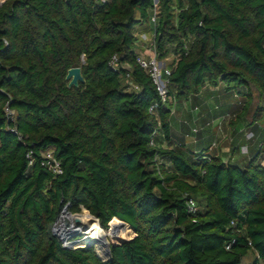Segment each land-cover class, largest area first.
Returning <instances> with one entry per match:
<instances>
[{
	"label": "trees",
	"instance_id": "16d2710c",
	"mask_svg": "<svg viewBox=\"0 0 264 264\" xmlns=\"http://www.w3.org/2000/svg\"><path fill=\"white\" fill-rule=\"evenodd\" d=\"M143 25L157 59L175 55L170 96L224 82L247 98L236 120L255 91L252 122L264 118V0H5L0 264H243L250 252L264 264L263 145L240 165L157 142L159 132L171 142L172 104L137 60ZM75 66L79 86L66 78ZM49 149L60 175L42 165ZM66 204L84 205L108 233L128 223L109 237L111 259L54 234Z\"/></svg>",
	"mask_w": 264,
	"mask_h": 264
},
{
	"label": "rangeland",
	"instance_id": "374dc122",
	"mask_svg": "<svg viewBox=\"0 0 264 264\" xmlns=\"http://www.w3.org/2000/svg\"><path fill=\"white\" fill-rule=\"evenodd\" d=\"M150 24L151 23H148V25H150ZM135 35L137 36V43L135 45V47H136L135 51L137 52L139 57L144 58L146 60L156 59L158 61V63H160V65L163 68L168 66L169 64H171L174 61L175 55H170L166 59H163V60H159L156 58L157 53H156V49H155L156 48L155 31H150V30H148L146 25H143V26L137 27V31H136ZM131 83H132V81L129 80V84H131ZM196 96H198V95H193V96H190L188 98H184V97L177 98L176 95H173L171 100H167L169 103L172 104V109H171L172 114L170 116V122H171L172 129L175 130L174 131V141L175 142L173 141V143L176 145L183 143L184 147L181 146V148H183V150L188 154H190L191 151L197 153V152L202 151L203 149H206V151H208L210 149L208 147L211 146V149H212V147L215 148L218 145V144L217 145L214 144V143H216L217 139H215V135L212 132L205 133V130H210V128H211V127L207 126V123L210 121V118H208L207 120H205L204 122H201V123L197 121V119H198L197 116L201 115L202 111H204L206 109L208 110L209 105L208 106L205 105V103L203 101L204 95H201L199 97H196ZM211 97L212 96L210 95L209 98H211ZM236 98H237L236 99L237 101H236L235 105L236 104L237 105L243 104V101L246 100L240 94H238V96ZM239 100L241 101V103L238 104ZM260 103H261V101L258 98V93H257V91H255L254 92V100L250 106L248 113H247L248 119H251V120L253 119V117L255 115L254 113H255L256 109L258 108V106L260 105ZM225 106H226V103H225ZM219 112L221 113L222 110H220ZM239 113H240V111H239ZM233 115H234V113H233ZM235 118L236 117L232 116L231 121H232V119H235ZM214 119L217 120V119H220V117H218V118L216 117ZM214 119H212L209 123L212 124ZM225 123H226L225 125H228V121H226ZM220 124L221 123L218 122L215 126L219 129ZM260 124H261V126L264 124V118H262ZM202 129H205V130L202 131ZM157 136L161 137L162 133L159 132ZM158 137H157V142H162L160 140V138H158ZM163 138H164V135H163ZM164 140H165V138H164ZM165 142H167V141L165 140ZM261 143H262V145H264V142L260 141L258 143L259 146L261 145ZM221 148L222 147L219 146V148L217 150H215L214 153H216L222 157L223 154H222ZM209 153H213V152H211L209 150ZM224 159H225V161L228 160L226 158H224ZM84 208H85L84 205L81 204L78 208H75L73 210H71V205H69L67 207L66 212H63V209H62L60 212V216L58 218V221L53 225L52 230L57 235V231H55V226L61 224V220H63L69 224V227H71V226L75 227L74 228L75 231L70 230L69 234H67V236L70 237L66 241L67 243H71V245L74 248L85 247L86 245L87 246L94 245L96 252L99 253L100 255H102V251L98 249L96 242L91 241L88 243V241L85 240V238L88 236V234L85 233V227H83L84 223H82L81 221H79V222L76 221V216H78V217L80 216V218H83L84 215L87 213L86 210H84ZM85 209H87V208H85ZM68 215L71 217H74V218L72 219ZM99 224H100V222H99ZM86 226H89V225H86ZM100 226H101V224H100ZM90 229L92 230V226ZM103 230H104L105 234L106 233L108 234V231H105L107 229L103 228ZM133 235H134V233L130 234V236H128V239L131 238ZM65 236H66V234H65ZM64 239H67V238L64 237L63 240ZM109 240H110L111 244H117L118 243V242H114L113 240L111 241L110 238H109ZM81 243L84 244V246L78 245ZM102 257H103V259H105L106 256L103 255ZM253 257H255V254L253 252H250L245 259V264H249V261Z\"/></svg>",
	"mask_w": 264,
	"mask_h": 264
},
{
	"label": "crops",
	"instance_id": "0c3cea01",
	"mask_svg": "<svg viewBox=\"0 0 264 264\" xmlns=\"http://www.w3.org/2000/svg\"><path fill=\"white\" fill-rule=\"evenodd\" d=\"M227 87L228 86H226L224 82L220 83L218 86L207 85L202 88L198 94H194L198 95L196 97L204 95L203 101L205 105H209L208 110L206 109L202 111L201 115L197 116V121L201 123L208 118H210L211 121L216 117H220V119H214L212 124L209 123L210 121L207 123V126L211 127L210 130L202 129V131L205 130V133L212 132L215 135V139H217L216 143H214L215 145L218 144L217 147H212L211 149L210 146L208 147L210 148L209 150L214 153L220 146L222 147L221 149L224 158L234 164L245 165L247 161L259 153L262 143L260 146L258 143L260 141L264 142V124L262 125L263 127L260 123L256 125L251 119L247 118V115L240 120H236L237 115L239 114V111L241 112L247 98L243 101V104L235 105L238 93L235 89H228ZM210 95L212 96L211 98H209ZM242 96L245 99L246 96ZM239 103H241L240 100L238 104ZM220 110H222L221 113L219 112ZM232 116L236 118L231 121ZM226 121H228V125H225ZM218 122L221 123L219 129L215 126ZM174 131L175 130L172 129L171 126V142H168V140L165 142L163 134L159 137L164 146H177L173 143ZM179 146L184 147V144L180 143ZM202 151H206V149H203ZM255 257L251 258L249 264L254 261ZM243 264H245V260Z\"/></svg>",
	"mask_w": 264,
	"mask_h": 264
},
{
	"label": "built area",
	"instance_id": "2783aa9c",
	"mask_svg": "<svg viewBox=\"0 0 264 264\" xmlns=\"http://www.w3.org/2000/svg\"><path fill=\"white\" fill-rule=\"evenodd\" d=\"M5 0H0V6L1 4L4 2ZM103 3L104 2H107L108 0H101ZM160 0H158L157 2L154 0V3H155V7L158 5ZM155 16H156V10H155V15L153 17V20L155 21ZM118 60V57L116 55L113 56V62H116ZM138 62L139 64L145 69L147 70L151 75L152 77L154 78L155 82L157 83L158 85V88H159V92H160V95L163 99V101H167V100H171L172 99V96H170L169 94V91H168V84H169V79H168V76L171 74V68L166 66V67H162L160 65V63H158V61L156 59H152V60H146L144 58H141V57H138ZM155 110V107L152 106L151 108V111H154ZM7 111V114L8 116L11 118V119H15V111L14 110H11L9 107H7L6 109ZM35 154L32 150H30L28 153H27V157L29 158V164L32 166L35 162ZM42 165L50 168L53 173L55 175H60L63 173V168L61 166V163L60 161L56 158V156L54 155V151L53 150H46L44 153H43V159H42ZM189 203H190V211H194L196 209V202L191 199L189 200ZM69 206V204H66L63 208V212H66L67 210V207ZM78 216H76L77 218ZM79 218V217H78ZM66 223V222H65ZM61 225V224H59ZM59 225L55 226V231H57V235L60 237V239L62 240L64 246H67V245H71V243H67L66 241L70 238L69 236H65V232H66V229H70L71 227H69V224L66 223L67 227L63 230H58L56 227H58ZM66 237L67 239H64L63 238ZM250 244H252V242L250 241L249 242ZM228 248H230V246H228Z\"/></svg>",
	"mask_w": 264,
	"mask_h": 264
},
{
	"label": "bare ground",
	"instance_id": "6f19581e",
	"mask_svg": "<svg viewBox=\"0 0 264 264\" xmlns=\"http://www.w3.org/2000/svg\"><path fill=\"white\" fill-rule=\"evenodd\" d=\"M69 216V215H68ZM70 218H74V217H71L69 216ZM66 219V218H65ZM64 219V220H65ZM71 219V220H72ZM79 219L82 223H84L83 227H85V233L88 234V236L85 238L86 241L91 242V241H94L96 242L97 246H98V249L102 251V255H99L102 257L103 255H105V246L101 243L102 241V235H106L107 237H112L119 229L127 226V224H121V222L119 224H117L114 228V230L110 233H106L104 232L103 228H101L98 220L90 213H86L84 215L83 218H80L79 216ZM86 225H89V226H86ZM92 226V230L90 229L91 226ZM67 226L65 224V221L61 220V225H59L58 227H56L58 230H63L65 229ZM74 226H72L70 229H66V236L67 234H69L70 230L71 231H75L74 230ZM110 230V229H109ZM79 231V230H78ZM90 231V232H89ZM82 244V243H81ZM80 245V244H78Z\"/></svg>",
	"mask_w": 264,
	"mask_h": 264
},
{
	"label": "water",
	"instance_id": "95a60500",
	"mask_svg": "<svg viewBox=\"0 0 264 264\" xmlns=\"http://www.w3.org/2000/svg\"><path fill=\"white\" fill-rule=\"evenodd\" d=\"M156 2L158 0H155ZM66 78L68 80H70V85H74V86H79L80 82H82L84 80L83 78V74H82V68L80 66H75V67H72L68 70V73H67V76ZM90 212V211H89ZM94 216V215H93ZM95 217V216H94ZM98 222H99V218L95 217ZM118 218V217H116ZM120 219V218H119ZM122 222L121 224H128L127 222H125L124 220L120 219ZM76 221L79 222L80 219L77 217L76 218ZM113 227V224L110 222L109 223V228L108 229H111ZM55 234V233H54ZM102 241L101 243L105 246V258L106 259H111L112 258V251H111V242L109 240V238L106 236V235H102ZM66 247H73L72 245H67ZM77 248V247H76ZM98 254V253H97ZM99 255V254H98Z\"/></svg>",
	"mask_w": 264,
	"mask_h": 264
}]
</instances>
